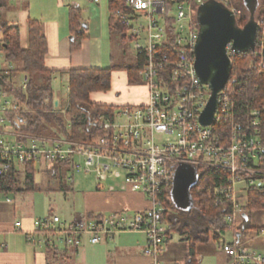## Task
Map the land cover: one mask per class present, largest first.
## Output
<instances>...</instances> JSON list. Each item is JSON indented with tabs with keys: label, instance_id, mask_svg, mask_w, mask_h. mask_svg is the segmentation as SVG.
<instances>
[{
	"label": "built area",
	"instance_id": "obj_1",
	"mask_svg": "<svg viewBox=\"0 0 264 264\" xmlns=\"http://www.w3.org/2000/svg\"><path fill=\"white\" fill-rule=\"evenodd\" d=\"M5 0H0V3ZM98 3L100 0H88ZM207 0H126L122 9L112 13L127 30L143 66L139 73L148 90L143 105L116 108L111 116H100L90 124L85 141L66 138H43L21 134L8 117L15 113L13 100L0 89V177L15 167L36 163L53 168L67 164L70 172L94 174L97 188L109 192H140L150 206L143 215L129 213L98 218L80 216L70 223L61 217L35 221L36 235L29 241L39 248H79L85 242L96 245L112 241L123 232H142L147 237L146 255L153 264L171 238V226L163 222L166 209L161 201L163 191L173 187L180 168L209 167L227 170V185L217 188L234 206L228 216L230 227L245 222L250 188L264 179V170L257 168L264 160L261 136V112L252 113L248 131L235 127L227 146L214 132L216 123H233V86L229 82L219 93L217 110L211 125L201 122L211 89L202 83L195 69V49L200 36L197 11ZM0 7V14H1ZM1 28V25H0ZM261 37V38H260ZM260 55L264 52V30L259 35ZM232 61L239 52L227 47ZM0 64L12 70L13 66ZM263 66V63L261 64ZM8 77L9 73L0 72ZM27 88V81L22 85ZM250 137V138H249ZM252 165V166H251ZM73 178H68L73 183ZM261 182H263L261 180ZM111 183V184H110ZM14 203L13 200H7ZM21 223H17L20 227ZM264 236V230L261 231ZM5 243L0 249H5ZM222 249L235 264H264V255L243 246L224 243Z\"/></svg>",
	"mask_w": 264,
	"mask_h": 264
},
{
	"label": "crops",
	"instance_id": "obj_2",
	"mask_svg": "<svg viewBox=\"0 0 264 264\" xmlns=\"http://www.w3.org/2000/svg\"><path fill=\"white\" fill-rule=\"evenodd\" d=\"M209 1L211 0H207V2ZM111 2L112 0H100L98 3L89 2L88 0L2 1L4 7L0 14L1 19L19 27L23 49L29 47L30 20L38 21L41 25V30L48 46L45 67L52 72L51 78L55 108H65L68 105L70 71L107 69L117 64L135 67L138 64L140 58L134 44L131 41L124 42L119 33L112 32L111 30V18L114 12L111 10ZM216 2H220L227 7L226 2L228 0ZM255 2V8L250 3V7L245 3V11L249 16L247 15L248 20L244 27L252 17L259 26L263 24L258 19L261 0H255ZM71 8H77L82 11L81 24L87 35L82 41L80 49L77 51H72V32L69 22ZM232 9L235 10L234 8ZM260 28L254 49L258 46L257 42L261 34ZM128 44H131L134 48L135 66L118 59V56L122 57V55L120 52H116V47L121 48ZM22 76L23 79L17 82L18 74L15 73L13 83L15 84L16 82V86L23 85L25 80H27L24 74ZM53 84L61 85L62 88L66 86V96L62 97L61 92H57L53 88ZM115 94L118 96H114ZM148 96L146 86L142 83L134 86L130 85L126 71H115L113 73L111 91L108 93H94L91 101L98 105H105L116 109L125 105L138 106L146 104ZM56 102H58L57 105ZM50 169L47 168V172ZM65 171L69 175L70 170L65 169ZM56 174L50 175L56 177ZM258 183L262 184L261 179ZM59 189L66 190L62 184H60ZM19 195L26 196L25 194ZM0 196L3 197L0 199V244L5 243L6 245L5 249H0V264H62V262L63 264L154 263L153 257L145 253L147 237L142 232L119 233L112 241L104 240L96 245L85 242L79 248H39L30 242L29 238L30 236L37 237L35 221L41 219V217L37 219L35 215L29 216L28 213L31 212L29 207L22 199H18L17 195L4 196L0 194ZM82 198L84 200L83 210L78 213L74 211L75 213H71L66 219L61 218L64 222H73L80 216L93 219L101 216L129 213L130 217H133L135 215H143V212L150 206L146 196L140 192L112 193L105 188L104 190H99L97 185L93 189L84 192ZM8 199L13 200L14 203L8 202ZM191 202H193L192 198ZM249 202L248 195V205L244 212V218L245 222L250 221L251 228L244 232L242 227L245 222L241 226L234 225V227H230L233 229L223 235L219 242L215 241L214 235L211 234L208 243L196 244L194 264H235L234 260L223 251L222 245L224 243L243 246L256 254L264 255L261 252L264 250V236L256 230L264 228V224H261V222L264 223V215L262 217L258 215L259 213H263L264 210L252 212L255 219L257 218L254 222L250 215L252 213H249L247 210ZM18 205L22 210L21 214L18 213ZM17 223H21V226L17 227ZM190 249L191 243L185 240V238L178 234H171L170 241L165 246L160 257V264H189L191 263L189 261Z\"/></svg>",
	"mask_w": 264,
	"mask_h": 264
},
{
	"label": "trees",
	"instance_id": "obj_3",
	"mask_svg": "<svg viewBox=\"0 0 264 264\" xmlns=\"http://www.w3.org/2000/svg\"><path fill=\"white\" fill-rule=\"evenodd\" d=\"M126 0H112L111 10L122 9ZM221 1V0H216ZM230 8L241 10L237 18L238 27L242 28L248 18L245 11V0H228ZM1 9L4 7L0 3ZM258 19L263 22L260 30H264V0L258 11ZM82 11L77 8L70 9V29L72 32V51L81 47L82 41L87 37L82 28ZM246 15V16H245ZM0 50L4 56V64L13 66L12 70L0 64V72H8V77L0 74V89L13 100L15 113L8 117L12 121L15 131L26 135H49L66 138L72 141L83 142L90 131V124L100 116H111L115 108L98 105L91 101L94 93H108L112 89L113 73L126 71L130 85L141 84L139 73L143 66L140 59L135 67L125 64H117L107 69L72 70L69 72L68 105L55 108L52 90V72L45 67V58L48 54V46L41 25L38 21L30 20L29 23V47L23 49L19 27L11 25L1 19L0 16ZM112 32L119 33L124 42H129L127 30L123 24L111 18ZM261 38V37H260ZM260 41L253 51L246 54H238L233 59L231 81L233 94L231 100L234 103V122L216 123L214 132L223 138L225 145L231 143V134L235 127L238 131H248L250 137L254 131L248 129L252 120V113L261 112L259 140L264 144V52L260 55ZM262 53V52H261ZM263 63V66L261 64ZM21 72L26 76L27 88L16 86L13 83L15 73ZM28 110L22 112V107ZM20 108V109H19ZM64 115L70 117L67 128ZM54 127L56 129H54ZM54 129L52 134L49 130ZM53 130V131H54ZM249 137V138H250ZM252 166V165H251ZM259 169L264 170V160L260 162ZM48 168V167H44ZM69 169L67 164L58 165L50 169L49 174ZM36 163H25L15 167L6 176L0 177V194L4 196L33 193L38 190L35 183ZM47 171V170H45ZM230 172L222 169L200 167L196 170V183L190 193L192 206L185 209L179 207L172 198L173 187L163 191L161 201L166 209L163 214V222L171 226V234H178L191 243L189 261L194 264L195 246L198 243H208L210 235L219 242L230 228L227 222L228 216L234 212L232 202L218 194L217 188L226 186ZM249 190L248 212L264 210V179ZM64 189V188H63ZM66 189V188H65ZM234 227V226H233ZM244 232L251 228L250 221L242 227ZM241 228V229H242ZM264 228L256 229L259 233Z\"/></svg>",
	"mask_w": 264,
	"mask_h": 264
},
{
	"label": "water",
	"instance_id": "obj_4",
	"mask_svg": "<svg viewBox=\"0 0 264 264\" xmlns=\"http://www.w3.org/2000/svg\"><path fill=\"white\" fill-rule=\"evenodd\" d=\"M245 1L249 7L251 4L255 8V0ZM198 23L200 36L195 49V69L202 83L211 89V97L201 116L202 124L208 126L214 120L219 93L229 82L232 73L227 47L231 45V50L242 54L251 52L256 45L260 26L252 17L244 28L238 27L235 13L213 0L199 8ZM195 183L196 169H178L172 198L179 207H191L190 191Z\"/></svg>",
	"mask_w": 264,
	"mask_h": 264
},
{
	"label": "rangeland",
	"instance_id": "obj_5",
	"mask_svg": "<svg viewBox=\"0 0 264 264\" xmlns=\"http://www.w3.org/2000/svg\"><path fill=\"white\" fill-rule=\"evenodd\" d=\"M226 3H227L226 6L229 9L233 10L232 8H230V3L229 2H226ZM233 12L235 13L236 18H239L241 14V10L236 9V10H233ZM246 15L249 16V14H246ZM116 48H117L116 52H120V54L122 55V57L120 55L118 56L119 60L120 59L124 60L126 63L132 66L136 65L135 52L131 44L125 45L121 48H118V47ZM17 74H18L17 82H20L21 81L20 79H23V76H22L23 73L18 72ZM53 88L57 90V92L58 91L61 92L62 97L66 96L67 94L66 86L62 88L61 85L53 84ZM114 96L117 97L118 95L115 94ZM21 109H22L21 113H24L28 110L25 106H23ZM62 109H64V107H62ZM64 121L68 128L70 124V117L68 115H64ZM54 129L56 128L54 127ZM54 129L52 128L49 131L53 134L55 132ZM33 136L50 138V139L59 138V137H56L55 134H53V136L49 135L50 137H47L45 135H33ZM36 169L37 170H36V176H35V183H36V186L38 187V190H36L33 193H28L27 195L25 194L26 195L25 197L19 194L17 196H18V199H22V201H24V203L29 207V210L31 212L28 213V215L29 216L35 215V218L37 219L40 217L41 219L42 218L44 219L52 215H58L59 217L66 219L67 217L70 216L71 213L81 212V210H83V207H84V200L82 198L83 193L93 189L97 185L94 174L69 172V175H68L67 171L65 170L59 171L58 169V173L56 174L57 176L55 177L53 175H50L47 171H45L46 168H44L43 165L36 164ZM69 176L74 177V183L68 182ZM60 184L64 185L66 190L64 191L60 190L59 189ZM2 198L3 197L0 196V199ZM21 212L22 210L20 206L18 205V213L21 214ZM250 215L253 221L257 220V218L255 219L254 213ZM258 215L262 217V215H264V212L259 213ZM263 221H264V218H263ZM261 224H264V223L261 222ZM261 252L264 253V250Z\"/></svg>",
	"mask_w": 264,
	"mask_h": 264
}]
</instances>
